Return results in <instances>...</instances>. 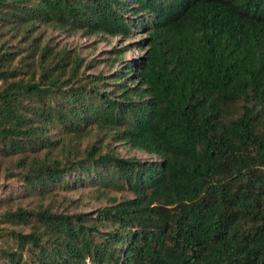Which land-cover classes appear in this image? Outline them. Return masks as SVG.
<instances>
[{"label":"trees","instance_id":"obj_1","mask_svg":"<svg viewBox=\"0 0 264 264\" xmlns=\"http://www.w3.org/2000/svg\"><path fill=\"white\" fill-rule=\"evenodd\" d=\"M0 158L39 201L0 213V264H264V0H0ZM78 190L109 203L43 204Z\"/></svg>","mask_w":264,"mask_h":264},{"label":"rangeland","instance_id":"obj_2","mask_svg":"<svg viewBox=\"0 0 264 264\" xmlns=\"http://www.w3.org/2000/svg\"><path fill=\"white\" fill-rule=\"evenodd\" d=\"M49 36H51L53 43H57L60 46L68 45L71 49H78L81 57H83L86 61L97 60L99 62H102L114 49H123L127 46L132 47L125 55V58L127 60H134L144 54V52L140 51L137 47L138 43L143 39V35H141V33L138 34V37L126 40L123 38L102 39L101 36L83 38L79 34L72 37H67L55 31H49ZM104 68L105 67L102 63L98 65V70L107 71V69ZM116 146L118 152L123 157L136 156L141 159L149 158L144 154L137 153L135 151H129L126 148H121L118 145ZM14 160L15 158H0V213L4 212L9 207H15L17 204H21L23 208H32L39 203L37 198H34L32 196L27 198H16L9 203H6V201L3 200L7 195L15 192L20 193L22 190V183L17 177L6 178L5 176L6 172H13V169H9L8 167L13 163ZM115 196L119 197V195ZM108 203L109 202L104 198L99 199L97 193L88 190L60 193L54 197L45 199V201L43 202L45 206H53L54 211L60 209L62 211H66V213L69 214L83 213L92 215H94L98 209L106 206Z\"/></svg>","mask_w":264,"mask_h":264}]
</instances>
